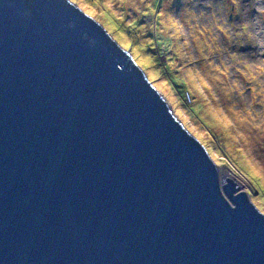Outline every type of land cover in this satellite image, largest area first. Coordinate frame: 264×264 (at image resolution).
<instances>
[{
  "label": "water",
  "instance_id": "obj_1",
  "mask_svg": "<svg viewBox=\"0 0 264 264\" xmlns=\"http://www.w3.org/2000/svg\"><path fill=\"white\" fill-rule=\"evenodd\" d=\"M0 264H264V213L70 0H0Z\"/></svg>",
  "mask_w": 264,
  "mask_h": 264
},
{
  "label": "rangeland",
  "instance_id": "obj_2",
  "mask_svg": "<svg viewBox=\"0 0 264 264\" xmlns=\"http://www.w3.org/2000/svg\"><path fill=\"white\" fill-rule=\"evenodd\" d=\"M70 1L122 47H132L136 63L205 146L221 179L228 170L264 213L250 180L259 177L264 186V0ZM159 2L163 17L157 19ZM178 79L183 88L174 85Z\"/></svg>",
  "mask_w": 264,
  "mask_h": 264
},
{
  "label": "trees",
  "instance_id": "obj_3",
  "mask_svg": "<svg viewBox=\"0 0 264 264\" xmlns=\"http://www.w3.org/2000/svg\"><path fill=\"white\" fill-rule=\"evenodd\" d=\"M162 5H161V3L159 2L158 4H157V19H160V18H162L163 17V12H162ZM108 31V30H107ZM121 47H122V45H121ZM124 48V47H123ZM131 46H129L128 48H124V49H126V50H128V49H130L131 50ZM132 51V50H131ZM172 59V58H171ZM159 65H163L164 66V68L167 70V71H169L170 69H169V65H166L165 66V64L163 63V62H161ZM171 72V71H170ZM169 72V73H170ZM179 81H177V80H173L174 81V85L177 87V86H179L178 88H183V86H184V82H181V80L182 79H178ZM183 89H181V91H182ZM184 92H188L187 90H185ZM188 94V93H187ZM238 156V155H237ZM235 157V159L237 160V161H235V163L236 164H239V162L241 161L240 160V158H237L236 156H234ZM238 157H240V156H238ZM243 157V156H242ZM249 165L251 164L250 162L248 163ZM239 166H240V164H239ZM248 166V165H247ZM251 166V165H250ZM243 167V166H242ZM241 167V168H242ZM248 168H250L249 166H248ZM250 180H251V182H252V185L255 187V189H256V192L257 193H259L258 194V196H262V198H263V202H264V186H263V183L259 180V177L258 178H254V179H252V178H250Z\"/></svg>",
  "mask_w": 264,
  "mask_h": 264
},
{
  "label": "bare ground",
  "instance_id": "obj_4",
  "mask_svg": "<svg viewBox=\"0 0 264 264\" xmlns=\"http://www.w3.org/2000/svg\"><path fill=\"white\" fill-rule=\"evenodd\" d=\"M230 175V172L228 170H223L222 171V176H223V179L226 180V177H229Z\"/></svg>",
  "mask_w": 264,
  "mask_h": 264
}]
</instances>
